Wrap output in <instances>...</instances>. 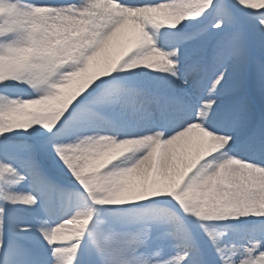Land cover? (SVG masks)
Here are the masks:
<instances>
[{"label": "snow or ice", "instance_id": "6c2138e0", "mask_svg": "<svg viewBox=\"0 0 264 264\" xmlns=\"http://www.w3.org/2000/svg\"><path fill=\"white\" fill-rule=\"evenodd\" d=\"M0 264H264V0H0Z\"/></svg>", "mask_w": 264, "mask_h": 264}]
</instances>
